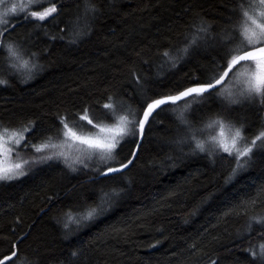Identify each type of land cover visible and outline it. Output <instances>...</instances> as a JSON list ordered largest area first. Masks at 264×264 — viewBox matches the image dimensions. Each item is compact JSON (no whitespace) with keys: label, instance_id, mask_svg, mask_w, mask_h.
Segmentation results:
<instances>
[{"label":"trees","instance_id":"obj_1","mask_svg":"<svg viewBox=\"0 0 264 264\" xmlns=\"http://www.w3.org/2000/svg\"><path fill=\"white\" fill-rule=\"evenodd\" d=\"M92 2L99 12L89 17L87 34L75 43L68 41L83 15L84 0H55L54 18L15 17L10 23L15 29L5 39L22 42L26 55L36 53L39 69L26 82L20 73L0 72L9 81L0 85V128L27 127L28 149L57 137L60 116L71 113L74 120L87 109L93 122L114 123L103 107L112 102L109 97L124 102L125 110L118 114L129 108L139 112L157 93H177L196 78L212 76L219 59L216 43L179 55L175 66L158 53L167 50L177 57L185 35L201 20L211 25L209 37L225 30L235 35L231 30L239 20L232 12L234 0ZM134 75L140 76L139 84ZM185 101L165 106L156 116L123 175L99 177L95 169L105 165L91 159L88 168L81 165L76 171L52 161L21 178L1 181L0 258L16 244L15 264H252L247 249L258 250L264 243V227L253 224L251 234L246 229L250 216L264 215V153L254 149L246 167L233 176L235 160L227 154L209 158L193 154L189 146L181 153L171 141L183 131L181 117L197 128L224 118L253 138L264 127V106L235 107L214 97L187 106ZM122 148L119 161L134 150L133 138H126ZM101 189H115L119 196L82 227L65 230L66 206L99 210ZM257 193V205L246 214L237 209L239 214L226 215ZM73 251L78 258L70 256Z\"/></svg>","mask_w":264,"mask_h":264},{"label":"snow or ice","instance_id":"obj_2","mask_svg":"<svg viewBox=\"0 0 264 264\" xmlns=\"http://www.w3.org/2000/svg\"><path fill=\"white\" fill-rule=\"evenodd\" d=\"M43 3L44 0H28L27 4L23 0L18 3L0 0V56L3 57V66L0 67V72L9 75L21 73L24 76V82H26L39 69L38 61L35 59L36 53H27V58H25L26 50L23 48L22 42L14 41L11 38L5 39V37L15 29V25L10 24L9 17L45 21L47 18L53 17V14L58 13L56 4L51 3V0H48L50 4L48 7H43ZM34 8H42V10H30ZM98 12L99 9L92 0H84L83 15L77 18V30L72 32L69 43H75L80 35L87 34L85 29L90 28L89 17L94 19ZM232 12L239 18L236 27L231 30L235 35H231L228 30H225L221 36L212 38L216 42L215 50L219 56V59L215 61L216 69L212 76L205 80L196 78L191 86L183 87L177 95L157 93L158 98H153L150 102L146 101L139 112L129 108L128 114L120 115L118 113L125 110L124 102L109 97L112 102L104 104L103 107L106 110L105 116L114 121L111 124L94 123L87 114V109L84 110V114H77L74 120H70L71 113L60 116L58 117L60 128L56 132L59 143H42L39 147L29 144V147L38 154V158L25 163L32 166L61 160L66 167L76 171L77 166L80 165L88 168L89 164L86 160L91 161L93 157L98 156L105 164L104 170L95 169L98 175L106 179L115 178L117 175H123L124 171L133 165L141 149V144L137 141L143 140L146 127L151 130L152 123L164 106L175 105L176 102L188 97H192L196 101L214 97L228 105H237L241 101L258 100L264 106V0H234ZM81 20H83V27H81ZM210 28L211 25L203 20L194 23L190 32L185 35V46L177 49V57L171 56L167 50L159 52L158 55L163 61L175 66L179 55L186 56L190 49L208 43ZM61 39H65V37L61 36ZM233 44L236 46L232 47ZM134 79L138 84L140 83V76L134 75ZM8 83L7 79L0 78V85ZM129 116L133 118L130 119ZM82 122H86L87 126L94 128L95 134L79 133L76 128L81 127ZM180 125L183 131L178 132L177 138L171 143L181 153H183L184 146H189L193 154L207 153L209 158H213L217 152L227 154L235 160L233 176L246 167L247 162L253 157L254 149L264 153V130L259 131L254 138L249 140L243 135L242 127L226 123L219 117L210 119L199 128L181 117ZM32 127L35 128L34 123ZM23 130L29 131L27 127ZM3 133L9 134L8 139L14 140L16 144L20 143L18 139H15L20 136L19 132L9 133V129L5 127ZM129 137L133 138L134 150L129 153L128 157H125L124 161H119L117 160V150H123L122 142H126V138ZM48 139L51 141L50 137ZM5 144V135L0 134V156L5 152H11V149L6 148ZM238 144L243 146H238ZM73 153L76 155L74 156ZM113 163L116 166H111ZM24 166V163L6 165L0 162V181H10L25 175ZM118 196L119 192L115 189H112L111 192L101 189L99 210L89 208L82 211L78 205L66 206L68 210L64 213V229L70 233V224L79 226L82 222L94 219L103 211L105 204L110 203L112 198ZM259 196L260 193H257V196L251 200L241 201L238 205H234L226 215L229 213L239 214L237 209H243L246 214L248 208L257 205ZM253 224L264 227V215H253L248 218L246 229L248 234L252 233ZM247 252L253 258L252 264H264V243L259 245L258 250L250 247ZM70 256L78 258V252L73 251ZM14 258H18V253L13 246L10 255L0 258V264H15ZM212 264H215V261Z\"/></svg>","mask_w":264,"mask_h":264},{"label":"rangeland","instance_id":"obj_3","mask_svg":"<svg viewBox=\"0 0 264 264\" xmlns=\"http://www.w3.org/2000/svg\"><path fill=\"white\" fill-rule=\"evenodd\" d=\"M8 3H18L20 2V0H7ZM23 2L25 4H27L28 0H23ZM55 0H51V3H54ZM50 6V4L48 3V0H44V3H43V7H48ZM42 10V8H40ZM30 10H37L38 11V8H34V9H30ZM15 18V17H9V20H10V23L12 22V19ZM212 37H208V43L207 44H201L200 46L202 45H214L216 42L212 39ZM199 46V47H200ZM232 47H235L236 45L233 44L231 45ZM199 47H197L196 49H198ZM25 58H27V55H25ZM18 75H21V77L24 78V76L20 73ZM30 80V79H29ZM187 101L184 102V106H187L189 105L194 99L192 97H189V99H186ZM195 101V100H194ZM259 101L256 100V101H241L239 104L237 105H232V106H235V107H241V108H251V107H254L256 104H258ZM187 108V107H186ZM187 110V109H186ZM185 110V111H186ZM125 114H128V113H125ZM123 115V114H121ZM130 119H132L133 117L132 116H129ZM213 119H216V118H213ZM224 119V118H222ZM226 123H229L226 119H224ZM94 123H101V124H111V123H105V122H94ZM207 123V122H206ZM205 123V124H206ZM232 124V123H231ZM204 125V124H203ZM202 125V126H203ZM236 127L238 126V124H234ZM200 126V127H202ZM199 128V127H198ZM3 127L0 128V134H4L5 135V138H6V144H5V147L6 148H10L11 149V152L8 153V152H5L4 155L0 156V162L4 163V164H12V163H24L25 166H24V169L23 171L27 174L31 169H33L34 167H36L37 165L39 164H36V165H32V166H29V164L25 163L26 161H31V160H34V159H37L38 158V154L35 153L34 149L33 148H30L28 149V147L24 146L25 145V142H26V132L21 129V128H16V129H12V128H8L9 129V133L11 132H19L20 133V136L16 137L15 139H18L20 141L19 144H16L14 140H11V139H8V135L7 133H3ZM76 130L81 133V134H95V129L90 127V126H87L86 123H82L81 124V127H78L76 128ZM264 130V127L263 129ZM215 134V133H213ZM243 135H244V132H243ZM255 137V136H254ZM253 137V138H254ZM203 139V137H201ZM248 139V138H247ZM252 139V138H249V140ZM48 142H53V143H59V138L56 137V138H53L51 139V141L47 140V141H43L41 143H37V144H32V145H35L37 147L40 146V144L42 143H48ZM257 145H259V142H257ZM238 146H243V145H239ZM219 153V152H217ZM216 153V154H217ZM45 154H50V153H45ZM73 155L75 156L76 153H73ZM94 161L95 160H100V158L98 156L96 157H93L92 158ZM244 159H247V158H244ZM53 161H57V162H62L61 160H53ZM92 161V160H91ZM89 161V162H91ZM250 161V160H249ZM48 162H52V161H48ZM99 162H102L101 160ZM243 162V161H242ZM103 163V162H102ZM101 163V164H102ZM248 163V162H247ZM44 164V163H42ZM64 164V163H63ZM114 164V163H113ZM99 165V164H98ZM105 165V164H104ZM81 166V165H80ZM80 166H77V168H79ZM25 174V175H26ZM24 176V175H23ZM23 176H20L19 178L23 177ZM1 182V181H0ZM83 224V223H82ZM82 224L77 226V225H74V224H70L69 226H73L74 228H72L71 230L74 231L80 227H82Z\"/></svg>","mask_w":264,"mask_h":264},{"label":"water","instance_id":"obj_4","mask_svg":"<svg viewBox=\"0 0 264 264\" xmlns=\"http://www.w3.org/2000/svg\"><path fill=\"white\" fill-rule=\"evenodd\" d=\"M178 94V92L177 93H173V94H169V95H177ZM189 98V97H188ZM185 99H187V98H185ZM184 99V100H185ZM181 101H183V100H181ZM178 102H180V101H178ZM177 103V102H176ZM165 107V106H164ZM146 129H147V127H146ZM146 129H145V132H146ZM145 136V135H144ZM144 139V138H143ZM142 142H143V140L142 141H138V143H140V144H142ZM129 168H130V166H129ZM126 171V170H125ZM99 177H101V176H99ZM14 250H16L17 251V253H18V249H17V245L15 244V248H14ZM10 255V254H9ZM15 259V258H14Z\"/></svg>","mask_w":264,"mask_h":264}]
</instances>
